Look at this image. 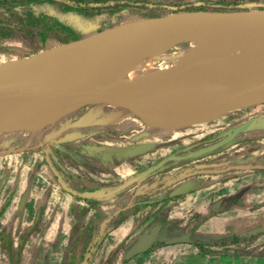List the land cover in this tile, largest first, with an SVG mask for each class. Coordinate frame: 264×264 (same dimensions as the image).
Segmentation results:
<instances>
[{"label":"rangeland","instance_id":"374dc122","mask_svg":"<svg viewBox=\"0 0 264 264\" xmlns=\"http://www.w3.org/2000/svg\"><path fill=\"white\" fill-rule=\"evenodd\" d=\"M127 1L132 5L115 10L121 11L120 24L180 12L264 10V0ZM5 19L0 10V20ZM7 21L14 29L8 35H0V64L28 59L72 42L58 29L39 26L37 30L41 33H28L19 29L20 23L15 18ZM93 33L96 32L84 35ZM50 36L65 41L53 43L48 39ZM191 46V43L175 45L160 52L139 55L134 61L178 54ZM116 116L125 118L118 128L135 127L115 135L114 132L111 135L112 127L95 126L71 130L61 137L52 133L60 126L71 127V123L85 127ZM262 123L264 99L213 114L204 121L194 120L183 128L171 129L170 134L160 136L158 141L144 135L148 127L131 112L104 104L78 108L36 131L26 128L0 130V263L223 264L226 257L243 251L263 254L264 248H257L264 246V202L257 203L258 208L253 206L249 212L254 216L252 227H248L252 230L249 235L199 232L208 217L228 211L248 191L245 185L248 182H240L239 185L244 186L240 188L227 182L231 175L222 160L236 154L242 143L252 146L259 141V147H263L264 131L260 130V138H255L260 133L253 132L255 128L264 129ZM247 136L252 137L246 139ZM106 138L116 140L119 147L113 151L101 147L99 143H108ZM138 142L148 146L157 144V148L140 149ZM156 156L168 157L157 167L159 159ZM252 169L256 173L262 170V165ZM183 178L191 182H178ZM121 185L124 188L115 192ZM232 188L233 195L220 197L222 192H230ZM196 192H203V195L193 198ZM186 195L191 196V205L194 202L201 205L205 201L210 210L208 217L182 210ZM108 199L111 201L107 202ZM219 200L221 203L216 206ZM158 203L161 207L154 212L155 217H151ZM103 206L111 213L103 212ZM173 207L181 210L170 212ZM131 215L137 223L134 231L130 234L117 232L118 225ZM243 216H247L246 210ZM157 225L160 226L157 242L148 251L126 258L138 238ZM185 234L209 240L235 237L240 242L208 248L211 254H203L190 244H164L168 239ZM246 245L253 248L247 251ZM19 246L22 247L20 253Z\"/></svg>","mask_w":264,"mask_h":264},{"label":"bare ground","instance_id":"6f19581e","mask_svg":"<svg viewBox=\"0 0 264 264\" xmlns=\"http://www.w3.org/2000/svg\"><path fill=\"white\" fill-rule=\"evenodd\" d=\"M191 44L178 54L131 61L114 69L111 77H106L107 68L114 65L109 46L86 47L73 62L61 66V73L77 80L86 67L88 75L162 107L163 116L172 121L188 118L187 111H192L191 119L204 121L221 102L256 98L264 93V34L240 30L224 41L209 43L197 55L198 42ZM58 59V53L49 52L22 62L2 64L24 63L47 69L56 66ZM179 84L182 85L179 95L165 105ZM10 93L0 96V130L21 127L36 131L76 108L67 103L54 105L44 97ZM170 131L165 130V134Z\"/></svg>","mask_w":264,"mask_h":264},{"label":"water","instance_id":"95a60500","mask_svg":"<svg viewBox=\"0 0 264 264\" xmlns=\"http://www.w3.org/2000/svg\"><path fill=\"white\" fill-rule=\"evenodd\" d=\"M240 30L264 34V10L180 12L146 21L119 24L36 55L38 57L49 52L58 53V64L52 68L44 69L36 65L15 63L36 56L0 65V96L5 97L11 91H16L47 98L54 105L62 103L75 105L74 110L89 105L104 104L131 112L144 125L151 128H183L197 120L190 118L192 111H187L189 115L186 119L168 120L163 116L162 107L107 85L104 80L85 73L86 67L83 68L84 71L79 78L73 80L61 73V66L66 62H73L86 47L109 46V55H112L114 65L107 68L106 77H111L114 69L127 65L139 55L160 52L183 43L198 42L197 55L209 43L224 41L232 33ZM181 87L182 85L179 84L173 90L165 105L179 95ZM256 97L221 102L216 109H211L210 117L213 114L251 105L257 100L264 99V93ZM123 188L124 185H121L115 192H120ZM219 204L220 202L215 205ZM159 231L160 226L157 225L148 234L140 236L128 250L126 258L148 251L157 242ZM190 242L189 235L185 234L168 239L164 244H190Z\"/></svg>","mask_w":264,"mask_h":264},{"label":"crops","instance_id":"0c3cea01","mask_svg":"<svg viewBox=\"0 0 264 264\" xmlns=\"http://www.w3.org/2000/svg\"><path fill=\"white\" fill-rule=\"evenodd\" d=\"M91 118L93 117L91 116ZM91 118L89 117L88 119H91ZM124 119H125L124 117L116 116L103 123H96L94 125H86L85 127L75 122L74 124L71 123V127L63 128L62 126H60L59 128H56L52 133H57L61 137L62 135H68V133L71 130L80 131L81 129H86L90 127L93 128L95 126V127L102 128V129H109L112 127L110 131L112 132L111 135H113V132L115 135L119 133V131H127L131 129L132 127H135V125L134 126L128 125L124 128H118V124ZM78 126H81V127H78ZM261 126H264V123H262ZM165 130L166 129L148 127L147 130H145L144 135H146V137L149 139L152 138L158 141L160 136L167 135L165 134ZM260 130H262V132L264 131V129H261V128L260 129L255 128L253 130L254 133H260V134L255 135L256 136L255 138L262 137ZM65 137H69V136H65ZM112 137H115V136H112ZM251 137L252 136H247L246 139H249ZM104 140L108 141V143H102V144L99 142L98 143L101 147H106V149H109V151H113L114 149L119 147L117 146L118 144H116L117 143L116 140H113L111 138H106ZM138 143H140L139 145L140 149L157 148V144L153 146H148L144 144V142H138ZM259 143L260 142L257 141V145H252V146L249 145V143L247 142L242 143V147L236 150L237 151L236 154L235 153L231 154L230 158L222 160L224 161L223 163H225L226 170H228L229 174L231 175V179L227 181V182H231L230 183L231 186L237 185V187L240 188V187H244L243 185H239L240 182H248L247 184H245L248 187V191L241 197V199H239L236 203H233L228 211L224 210L225 212L215 214L212 217H208V215L210 214V210L207 209L206 202L204 201L203 203H201V205H196V203L194 202L191 205V203H189V201L191 200V196L186 195V199L182 203L181 209L182 210L186 209L187 211L192 210V212L197 214L199 217H208V219L204 222V225L199 230L200 233H204L205 235H211L212 233H218V235H221V236L226 235V233L228 232L236 236H246L252 233V230H250L248 227L249 225L252 227V223H254L253 221L254 216L250 215L249 212H251L254 209L253 206L255 207V209L258 208L257 203L263 204L262 202H264V171H263L264 169V146L259 147ZM262 143H264V141H262ZM254 148H257L258 151H254L255 150ZM239 151H242V152H239ZM157 154L161 155L160 152H157ZM156 157L157 159H159L158 162L160 163V161L164 160L168 156H159V157L156 156ZM260 165H262V170L255 173L252 168L259 167ZM221 181L223 180L221 179L220 182ZM178 182H191V181L183 178V179H180ZM216 182H219V181H216ZM104 183H110V182H104ZM227 186L228 185H226V187ZM234 193L235 192L233 191V188H232L230 192H222L220 197L223 198V197L231 196ZM174 195L175 194H172L171 196H174ZM198 195L199 196L203 195V192H196L193 198H197ZM222 198H220V200ZM106 201L109 202L111 201V199H108ZM245 204L246 205L248 204V205L245 206ZM160 207L161 205L159 203L156 206L154 205V209L151 211V217H155L156 214L154 212H156L157 209H159ZM152 208L153 206L150 209ZM181 209L179 207H173L170 210V212L175 213L176 211L181 210ZM101 210L103 212H106L107 214L111 213V211H109L106 208V206L101 207ZM149 210H146V211H149ZM243 210H246L247 216H243ZM143 217L145 220V216ZM134 218L135 217L131 215L127 217L124 221H122V223H120L117 227L118 229L117 232H119L120 234L132 233L137 226L135 225L137 223L134 220ZM219 223L221 224L218 225ZM228 229L230 230L228 231ZM250 248H253V246L246 245L245 249L249 251ZM263 248L264 246H261V248H257V250H260ZM39 260L41 259L39 258L38 262ZM223 264H264V253L254 254L253 251L251 253L243 251V252L238 253L235 256L226 257Z\"/></svg>","mask_w":264,"mask_h":264},{"label":"trees","instance_id":"16d2710c","mask_svg":"<svg viewBox=\"0 0 264 264\" xmlns=\"http://www.w3.org/2000/svg\"><path fill=\"white\" fill-rule=\"evenodd\" d=\"M132 5L127 0H0V10L5 20H0V35H8L14 29L7 19H16L19 29L28 33H41L39 26L51 30L58 29L70 41L85 37L89 31L100 32L117 26L122 21L118 8ZM53 43H62L54 36L48 38ZM215 211L212 210V214ZM190 245L195 246L203 254H211L208 248L227 247L239 243L235 238L209 240L191 237ZM19 246V252L21 250ZM13 264H18V261Z\"/></svg>","mask_w":264,"mask_h":264}]
</instances>
